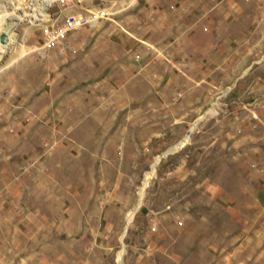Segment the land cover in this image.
<instances>
[{"label":"rangeland","instance_id":"1","mask_svg":"<svg viewBox=\"0 0 264 264\" xmlns=\"http://www.w3.org/2000/svg\"><path fill=\"white\" fill-rule=\"evenodd\" d=\"M0 32V264H264V0H0Z\"/></svg>","mask_w":264,"mask_h":264},{"label":"bare ground","instance_id":"2","mask_svg":"<svg viewBox=\"0 0 264 264\" xmlns=\"http://www.w3.org/2000/svg\"><path fill=\"white\" fill-rule=\"evenodd\" d=\"M40 0H35V3L36 4H38V2H39ZM30 2V1H29ZM31 3V2H30ZM32 4V3H31ZM23 11V10H22ZM21 11V12H22ZM24 12V11H23ZM22 12V13H23ZM3 38H5V39H3V40H0V49L1 50H3V47H5V45L6 44H4V42L5 41H7V39H6V33L5 32H3ZM83 152V151H82ZM84 156V155H83ZM89 158V157H88ZM84 162V161H83ZM82 162V163H83ZM92 163V162H91ZM84 171V170H83ZM152 172H153V168L151 169V171H149V172H147L146 173V175H145V182L150 178V176H151V174H152ZM83 173H85V172H83ZM87 173V172H86ZM89 174V173H88ZM95 174H96V172H95ZM82 175V174H81ZM84 175H86V174H84ZM92 175V174H91ZM91 175H89L88 176V182H87V188H88V186H90V188H91V190H93V191H95L96 190V187H98V181L97 180H94V177L93 176H91ZM83 176V175H82ZM81 177V176H80ZM84 178V177H83ZM86 178V177H85ZM58 181V180H57ZM144 182V183H145ZM85 183V182H84ZM58 184V183H57ZM100 185H102V183H100ZM99 185V186H100ZM85 186H86V183H85ZM85 193H86V191H84ZM83 192V190L82 191H79V188H78V182H77V184L76 183H74V186H72L70 189H68L67 190V195H68V198H70L69 199V201L66 203V205L64 206V208H63V210H62V212H61V214L60 215H58V216H56V217H54L53 216V214L49 211H45V213H44V217L43 216H41V219H39L38 218V221L37 222H39V224H41L42 225V229H44V231H46L48 234H49V240L50 241H57L58 243H57V245L56 246H54L55 248L57 247V246H61V244L60 243H63V244H65L66 242H68V238H69V236H76V235H78V238H77V240L78 241H81V242H83V241H86L87 239H88V235L84 232L85 230H86V226H87V224H91V223H93V216L91 215V217H90V219L88 220V222H87V224H86V226L83 224V216H84V213H80V207L79 208H72V206L74 205V204H78V203H80V201H81V193L83 194L84 193ZM50 200V199H49ZM48 200V201H49ZM52 200V199H51ZM50 202V201H49ZM62 204V203H61ZM107 208V207H106ZM105 208V209H106ZM41 211V209L40 208H38V210H37V212H40ZM44 211V210H43ZM85 211V210H84ZM83 211V212H84ZM43 213V212H42ZM112 212H110L109 214H111ZM108 214V215H109ZM131 214H132V212L130 213V215H129V217L131 216ZM43 215V214H42ZM99 216V215H98ZM110 216H112V215H110ZM40 217V216H39ZM129 217H128V219H129ZM43 218V219H42ZM64 218V222L62 223V225L63 226H65V227H69L71 230H69L70 232H68L69 234H65V233H63V231L62 232H58V231H56V226H57V222H61V220ZM127 219V220H128ZM42 220H44V222H42ZM99 221V220H98ZM109 221V220H108ZM73 223H79L80 224V226H78V227H74V226H72V224ZM85 223V222H84ZM109 225V223H105L104 224V226H108ZM40 226V225H39ZM104 226L102 227V228H104ZM58 227V226H57ZM62 227V226H61ZM91 227V226H90ZM38 229V228H37ZM40 229V228H39ZM65 229V228H64ZM48 230V231H47ZM94 234V233H93ZM95 235V234H94ZM41 240V239H40ZM69 240H72V239H69ZM44 242H45V240H43ZM88 241V240H87ZM77 247V246H76ZM65 248V247H64ZM61 251H63L62 250V248H59V250H55L54 249V253L56 254V253H61ZM68 250L66 251V250H64V253H65V255H67L68 253ZM63 253V252H62ZM67 256H69V254L67 255ZM73 257V256H72ZM71 257V258H72ZM70 258V257H69ZM78 258V257H77Z\"/></svg>","mask_w":264,"mask_h":264},{"label":"built area","instance_id":"3","mask_svg":"<svg viewBox=\"0 0 264 264\" xmlns=\"http://www.w3.org/2000/svg\"><path fill=\"white\" fill-rule=\"evenodd\" d=\"M97 18V14L82 15V14H68L60 27L47 31L45 45L54 46L57 41L69 30L76 29L83 24L92 23Z\"/></svg>","mask_w":264,"mask_h":264},{"label":"water","instance_id":"4","mask_svg":"<svg viewBox=\"0 0 264 264\" xmlns=\"http://www.w3.org/2000/svg\"><path fill=\"white\" fill-rule=\"evenodd\" d=\"M17 13H20V10H15ZM4 34H3V32H0V40H3V39H5V38H3L4 36H3ZM187 134H189V131H187Z\"/></svg>","mask_w":264,"mask_h":264}]
</instances>
